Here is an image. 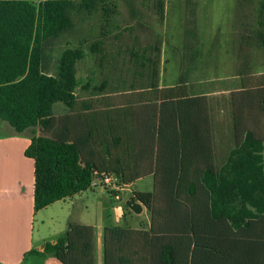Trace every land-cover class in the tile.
Instances as JSON below:
<instances>
[{
  "label": "trees",
  "instance_id": "obj_1",
  "mask_svg": "<svg viewBox=\"0 0 264 264\" xmlns=\"http://www.w3.org/2000/svg\"><path fill=\"white\" fill-rule=\"evenodd\" d=\"M106 2L113 4L0 0V120L16 134L31 133L24 155L34 162V212L87 191L101 174H112L123 185L136 181L88 159L84 139L54 125L53 106L71 108L76 100L81 85L77 63L86 57L84 43L61 52L55 75L42 69L45 42L72 30L74 14L97 9L105 17L114 14L115 7H104ZM162 7L160 3V13ZM258 25L264 31V2ZM257 36L264 45V32ZM101 45L92 43L89 53H101ZM206 122L205 127L199 118L196 161L187 159L183 147L166 148V160L155 164L153 191L130 197L149 212L148 229L126 227L125 216L120 226L103 228L101 264H264V232L255 228V221L264 220V138L238 127L239 142L217 169L208 118ZM260 243L259 255L255 250ZM52 252L60 264H96L93 227L69 223L64 243Z\"/></svg>",
  "mask_w": 264,
  "mask_h": 264
},
{
  "label": "crops",
  "instance_id": "obj_2",
  "mask_svg": "<svg viewBox=\"0 0 264 264\" xmlns=\"http://www.w3.org/2000/svg\"><path fill=\"white\" fill-rule=\"evenodd\" d=\"M110 1L113 4L122 1L150 4L153 13L143 11V7L141 11L138 7L127 9L132 22L123 31L127 36L132 32V37L128 36L125 44H117L122 41L118 40L122 30H116L114 38L117 42L114 44L111 40L109 45L107 72L103 67L104 47L100 46L95 71L85 77L87 84L78 89L84 107L78 111H63L60 124L56 123L64 134L84 139L83 149L88 159L117 171L121 177L136 179L126 187L136 189L138 182L150 179L152 192L155 164L166 160V148L183 147L187 159L196 161L199 118L205 127L208 118L210 149L217 169L225 164L229 153L237 146L238 127L250 128L261 136L259 131L264 129V79L260 77L262 73L253 69L261 61L260 52L264 50L257 36L264 32L258 25L263 0H229L230 10H224L229 18L223 26L212 25V4L216 0ZM160 3L163 4L162 13ZM147 17H151V24L145 22ZM169 17L178 22L175 38L171 42L165 37L159 41L153 23L160 19L164 26ZM77 78L80 81L78 74ZM98 78L103 79V84L108 78V93L102 91L104 87L90 84ZM107 96L110 100L108 110L97 111L93 107L95 100ZM222 103L224 111H230L227 115L222 110ZM202 111H206V115ZM223 119L229 120L227 130L234 146L224 162L218 164L216 134L222 129ZM0 125L4 128L0 133V264H60L52 249L64 243L63 234L48 241L46 238L35 241L33 220L37 213L65 204L68 199L72 202L74 196L81 198L84 192L34 212V162L24 155L31 133L16 134L1 120ZM90 189H100L101 197L106 201L100 186ZM75 209L79 216L88 211L86 206H76ZM144 212L149 216L141 204L140 214L122 211L119 217L136 218ZM80 225L93 227L96 264H101L103 229L100 232L97 224ZM147 225L149 227V221ZM148 227L140 229L147 230ZM256 227L264 232V220L255 221ZM261 246L260 243L255 250L259 255Z\"/></svg>",
  "mask_w": 264,
  "mask_h": 264
},
{
  "label": "rangeland",
  "instance_id": "obj_3",
  "mask_svg": "<svg viewBox=\"0 0 264 264\" xmlns=\"http://www.w3.org/2000/svg\"><path fill=\"white\" fill-rule=\"evenodd\" d=\"M264 2V0H263ZM104 7L108 9H116V13L113 15L108 14V17L102 14L100 9H97L91 14L81 13L78 15L72 16V21L74 27L72 30L62 33L57 38L50 39L45 42L43 45V62H42V69L45 73L55 75L56 67H57V59L61 52L66 48H71L77 46L80 42L84 43V49L86 52V57L83 61L77 63V74L79 77V83L82 86L87 84L85 77L95 71V62L100 56V53L91 54L88 51V47L97 41L102 42V46L104 47L105 53V60L103 67L105 68V72L108 71V63H109V45L111 40L115 44L117 41L114 38L116 35V30H122L121 37L122 41H119L117 44H125L127 43L126 38L132 37V32H128V36L126 32L123 31L126 26L131 24V19L127 13L128 8H136L138 7L139 10L141 7L144 8L143 11H150L153 13V10L150 8V4H130L126 2H120L118 4H111L106 2ZM114 6V7H113ZM213 7V17L211 19L212 25H225L226 19L229 17L226 16L225 9L230 10L231 3L229 0H216L215 3L212 4ZM146 8V10H145ZM141 11V10H140ZM131 12V11H130ZM229 12V11H228ZM107 16V15H106ZM151 17H147V23H150ZM143 21V20H142ZM139 21V22H142ZM168 22H165L164 26L160 19H157L153 23V27H155V33L157 38L162 40L164 37L167 42H171L175 38V28H178V22L173 20V17L167 18ZM144 22V21H143ZM151 24V23H150ZM112 29V33L110 30ZM102 31V33H101ZM130 42V41H128ZM261 61L255 64L254 72L262 73L260 76L264 79V50L260 52ZM259 65V66H258ZM102 67V68H103ZM99 80L90 83L97 88L101 86L102 91L108 93L109 91V83L108 78L106 79L105 83L103 84V79L98 78ZM258 79V76L257 78ZM260 79V78H259ZM251 85H246L249 87ZM81 87V86H80ZM82 93L80 90H77L76 93V100L71 108H68L66 105L62 103H56L53 106V114H54V125L58 123L62 117L63 111H78L82 107H84V102L81 99ZM110 105V100L107 97H100L95 100L93 107L97 111H106ZM223 111L224 103L221 106ZM225 115L228 114L230 111H224ZM228 119H223L221 122L222 129L217 132L216 134V147L217 152V163L222 164L226 159V156L231 148H233L234 143L232 138L229 137L228 132ZM5 123V122H4ZM226 123V124H225ZM7 124V123H5ZM8 125V124H7ZM4 132V128L0 125V133ZM259 134L264 137V129L259 131ZM98 181V179H97ZM137 188L133 189L132 186L126 187L122 192H118L120 196V200L116 201L113 199L112 196L106 194V201L103 200L100 194V189H88L83 193L81 198L74 196L72 202L71 200H66L65 204H58L54 205L51 208H47L39 213H37L33 220V238L35 241L39 240L40 238H46L47 241L49 239H54L55 236L58 234H64L67 230V225L69 223L74 224H82V223H89V224H97L99 226V230L105 227H114L120 226L123 224V218L119 217V213L122 211L124 213L127 212L125 210V201L130 199L131 194L134 192L136 193H147L151 192L152 190V181L150 179L142 180L138 182ZM111 192V191H110ZM113 192V191H112ZM62 206V208H60ZM76 206H86L88 207V211L79 216L78 212L76 211ZM102 218H101V217ZM127 216V214H126ZM100 220V221H99ZM127 223L125 224L126 227L130 228L134 227L137 229L140 228H147L149 216L146 212L142 213L139 216H128ZM129 225V226H128Z\"/></svg>",
  "mask_w": 264,
  "mask_h": 264
},
{
  "label": "built area",
  "instance_id": "obj_4",
  "mask_svg": "<svg viewBox=\"0 0 264 264\" xmlns=\"http://www.w3.org/2000/svg\"><path fill=\"white\" fill-rule=\"evenodd\" d=\"M97 186H100L101 189L104 191L103 197L105 200L107 194L112 196L113 199L116 201L120 200L118 192H122L126 188V185H123L120 180L112 174H101L99 178H94L91 182L90 188H94Z\"/></svg>",
  "mask_w": 264,
  "mask_h": 264
},
{
  "label": "water",
  "instance_id": "obj_5",
  "mask_svg": "<svg viewBox=\"0 0 264 264\" xmlns=\"http://www.w3.org/2000/svg\"><path fill=\"white\" fill-rule=\"evenodd\" d=\"M125 206L134 214L138 215L141 212V204L133 202L131 200L125 201Z\"/></svg>",
  "mask_w": 264,
  "mask_h": 264
}]
</instances>
